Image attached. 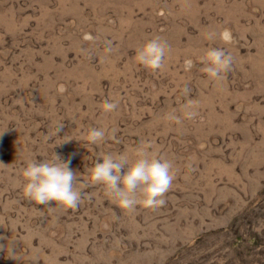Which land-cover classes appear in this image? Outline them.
Listing matches in <instances>:
<instances>
[{"label":"rangeland","instance_id":"rangeland-1","mask_svg":"<svg viewBox=\"0 0 264 264\" xmlns=\"http://www.w3.org/2000/svg\"><path fill=\"white\" fill-rule=\"evenodd\" d=\"M155 37L170 51L153 72L135 56ZM212 48L232 57L223 80L202 71ZM0 132V264H264V0H0ZM145 146L175 178L162 207L124 211L90 170ZM54 153L79 177L75 210L23 194Z\"/></svg>","mask_w":264,"mask_h":264},{"label":"clouds","instance_id":"clouds-1","mask_svg":"<svg viewBox=\"0 0 264 264\" xmlns=\"http://www.w3.org/2000/svg\"><path fill=\"white\" fill-rule=\"evenodd\" d=\"M219 35L226 44L233 41L231 31L228 29ZM214 36V33H210L208 38L212 39ZM84 39L94 42L96 37L85 34ZM111 50L110 46L105 49L109 53ZM169 51L170 46L167 42L155 37L137 50L135 60L146 69L155 72L164 68ZM201 62L205 65L202 71L209 79L219 81L225 79L231 70L232 57L222 49L212 48L201 57ZM197 106V101L189 100L185 105L184 118H195L198 113L192 109ZM118 107V100H106L102 110L107 114L116 111ZM167 118L180 122V118L175 114H168ZM63 127V123H57L55 133L58 135ZM105 138L106 131L103 128H93L86 136V140L95 145L102 143ZM71 140L64 139L60 144ZM134 157L130 162L126 153L103 155L90 170L91 183L103 185L106 193L113 197L118 207L124 211H134L137 206L152 210L162 207L166 203L164 197L175 178L172 161L153 156L148 146L138 148ZM22 176L25 181L24 196L37 205L51 206L54 203L66 210H75L82 202L81 189L76 186L79 177L71 168L70 158L62 160L54 153L52 161L29 162Z\"/></svg>","mask_w":264,"mask_h":264}]
</instances>
